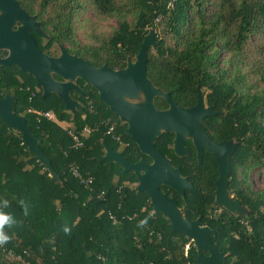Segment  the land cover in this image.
Returning <instances> with one entry per match:
<instances>
[{
	"label": "trees",
	"instance_id": "16d2710c",
	"mask_svg": "<svg viewBox=\"0 0 264 264\" xmlns=\"http://www.w3.org/2000/svg\"><path fill=\"white\" fill-rule=\"evenodd\" d=\"M17 1L37 16L53 42L67 45L71 54L95 67L124 66L154 29L157 45L148 50V78L180 105L193 103L197 88L208 90L210 103L226 107L239 141L230 158L229 191L248 216L224 210L220 219H208L206 213L200 217L192 194L185 217L200 218L215 231L211 241L225 264H264V190H254L250 183L252 171L264 169V0H87L98 18L118 19L111 36L93 33L90 45L75 38L76 17L84 11L81 0ZM157 22L171 46L156 33ZM223 53L229 56V71L217 68ZM5 54L0 50V57ZM248 76L256 82L248 84ZM36 87L16 67H0V98L14 97L13 111L43 136L40 148L60 180L50 176L20 134L0 119V201H10L6 211L17 221L5 229L13 238L0 247V264H18L8 256L28 264H196L193 243L153 211L147 194L136 190L134 176L122 174L116 164L95 160L103 155L102 142L114 151L119 145L106 135L103 121L115 124L123 142L130 141L126 126L98 100L96 91L87 86L84 96H73L81 109L71 113L56 96L43 99ZM29 110L52 112L58 122L72 124V130L94 131L75 149L67 130ZM73 168L84 180L92 179L88 187L73 175ZM213 180L206 184L210 198L205 208L214 198ZM20 201L29 208L27 216ZM65 226L70 233L63 231Z\"/></svg>",
	"mask_w": 264,
	"mask_h": 264
},
{
	"label": "water",
	"instance_id": "95a60500",
	"mask_svg": "<svg viewBox=\"0 0 264 264\" xmlns=\"http://www.w3.org/2000/svg\"><path fill=\"white\" fill-rule=\"evenodd\" d=\"M31 32L45 36L36 16L24 10L17 0H0V50L7 52L6 56L0 57V67L14 66L20 72L31 76L36 86L41 88L43 99L54 94L63 103L64 110L71 113L81 109L70 95V92L82 93L76 80L79 79L94 88L99 101L126 124L125 133L143 154L152 158L153 162L147 164L140 160L136 164H131L105 142H102L104 155L96 157L95 160L116 164L123 170V174L133 172L138 179L136 190L147 194L153 211L169 220L173 232L185 236L193 243L196 264H225L224 255L211 241L215 231L208 226H201L198 220L189 221L184 218L176 201L160 191V186H166L185 199V189L193 190V186L187 178L181 176L179 169L174 168L155 148L157 138L163 133H174L176 154L179 156L186 154L183 146L184 137L192 136L196 145L202 139L207 140L200 129V122L203 116L212 114V109H203L200 89L197 104L193 108H179L171 100L170 94L155 87L148 78L146 70L148 50L155 49L157 45L154 29L150 28L144 36L135 60L128 59L127 67L119 71H113L107 65L97 68L83 58L68 55L63 47L60 57H49L38 49ZM52 73L58 74L62 81H55ZM155 97L165 98L170 108L166 111L158 110L154 105ZM14 101L15 98L9 95L0 98L1 121L13 132L20 134L27 149L49 171L50 176L59 181L50 160L40 148L43 136L33 133L26 119L13 111ZM207 146L219 164L212 206L222 208L235 217H247L248 209L233 199L228 190V155L234 152L236 145L229 143L227 153L222 152L221 147L224 148V144L207 142ZM197 149L200 155L201 150L198 146Z\"/></svg>",
	"mask_w": 264,
	"mask_h": 264
},
{
	"label": "flooded vegetation",
	"instance_id": "af4514ba",
	"mask_svg": "<svg viewBox=\"0 0 264 264\" xmlns=\"http://www.w3.org/2000/svg\"><path fill=\"white\" fill-rule=\"evenodd\" d=\"M36 18H37V16H36ZM37 21L41 24V27H42V30H43L45 36L38 35L35 32H31V33L35 39V42H36L38 49L42 53L46 54L49 57L58 58L62 54L61 47H63L66 50L68 55H73L70 52V47H68L67 45L53 42L51 37L48 35V33L45 32L42 22L38 19H37ZM136 53H135V55H136ZM6 55H7V52L4 56H6ZM135 55L133 57L127 56L124 66L111 67L107 63H104L103 65H107L108 68H110L113 71L123 70L128 65V59L130 61L135 60ZM4 56H2V57H4ZM103 65H101L100 67H97V68H101ZM52 78L57 82L62 81V78L58 74H55V73H52ZM76 84L82 90V93L80 94L77 92H70V95L72 96L73 99L75 96H84L85 93L83 90L88 89L87 86H89V85H86L83 81H81L79 79L76 80ZM89 87H91V86H89ZM155 87H157V86H155ZM157 88H159V87H157ZM37 89H38V92L42 93L41 88L36 87V90ZM159 89H161V88H159ZM198 89L199 88H197V95H196V98L193 101V103H189V102L185 103L187 105H184V104L180 105L178 103V101H176L171 96V94L169 92H166L164 90L163 91L170 94L171 100L179 108L190 109V108H193L197 104L198 92H199ZM200 90L202 93L203 109H208V108L212 109V114L209 116H203L201 118V122H200V129H201L202 133L207 137V140L202 139V140L198 141V144L196 145L194 143V139L192 136L184 137L183 146H184L185 150L187 151V153L182 155V156H179L178 154H176V152L174 150V140L176 138L174 133H163L161 136H159L157 138V140L154 144L155 148L159 152H161L171 162L172 166L174 168L179 169L181 176L184 178H187L188 182L193 186V190L185 189V191H184L185 199L179 193H177L175 190L168 188L166 186H160V191L162 193L167 194L169 197L173 198L176 201L177 207L181 211L184 218H186L185 213H184L185 206L188 204L187 196L192 197V194H196V200L198 202L196 213H199L200 217H201L202 213H206V214H208V219H212V218L220 219L224 216V213H223L224 209L214 208L212 206L214 198H213V201L211 203V206L209 208H205V206L207 205V201L210 198V188L206 184L208 183L209 180L214 178L212 184H213V188H214L213 189V195L215 197V194H214L215 193V185H214V183L216 182V180L219 176V164L216 160V157L208 149L207 142L212 143V144H218V145L224 144L225 145L224 148L221 147V149H222L223 153H227L228 144L233 143L236 145V148L234 150V152H235L237 147L239 146V141H237L236 138L234 137V131H235L234 126H235V124H233L228 119L226 107L220 106L216 103H213V104L210 103L209 91L206 89H200ZM96 93H97V91H96ZM52 95H54V94H50L49 96H52ZM54 96H56V95H54ZM97 97H98V93H97ZM98 100H99V98H98ZM154 105L160 111H166L170 108L169 102L165 98H160V97L154 98ZM121 123H122V125L124 124L126 126L125 123H123V122H121ZM126 128H127V126L125 127V129ZM125 129H124V132H125ZM197 146L201 150L200 155L198 153ZM117 148L118 149L115 152L120 153L121 156L127 162H129L131 164H136L140 160H144L147 164H152V162H153L152 158L149 155L143 154L140 151L139 147L135 144V142L131 138H130L129 142L124 141V145L119 144ZM234 152H232L228 155V157H229V183H230V165H231L230 158L234 154ZM123 153H125V155ZM103 155H104V151H103ZM256 169L257 168H255L252 171V173ZM130 173L134 176L136 183H138V179L133 174V172L129 171V172L125 173L124 175L130 174ZM252 173H251V175H252ZM122 174H123V170H122ZM228 190H229V185H228ZM229 194L233 198V195L230 193V191H229ZM199 201H200V204H199ZM182 202H184V204H182ZM201 208H204L203 212L201 211ZM192 213L194 214L193 211H192ZM187 220H189V221L198 220L200 222L201 226H207L205 224V221H203V223H201L200 218L187 219Z\"/></svg>",
	"mask_w": 264,
	"mask_h": 264
},
{
	"label": "rangeland",
	"instance_id": "374dc122",
	"mask_svg": "<svg viewBox=\"0 0 264 264\" xmlns=\"http://www.w3.org/2000/svg\"><path fill=\"white\" fill-rule=\"evenodd\" d=\"M83 5H84V11H81V13L78 14L76 17V22H75V28H76V34L75 38L76 41L79 44H93L92 41V35L93 33H96L97 35H103L105 37L111 36V34L117 30L118 28V19L115 17L102 20L98 18L93 10V7L90 5V3L87 0H81ZM128 23L131 26L132 25V17L128 19ZM156 33L158 34L159 38H165V44L167 46L172 45V40L170 39L169 36L164 35L163 33V28L161 26V23L157 22L156 25ZM228 55L226 54H221L217 58V68L218 69H223L224 71H229L230 67H228ZM247 69L243 70V73H247ZM228 76V74L226 75ZM256 79L248 76L247 78V83H255ZM259 87H262L261 84H259ZM262 89V88H261ZM38 93V89L35 90ZM250 91V90H248ZM249 93H252L251 91ZM52 113V112H51ZM55 123H57L62 129L64 130H69L73 129V126H71L66 123V122H58L54 116ZM250 183L252 184V187L254 190H264V169L262 168H257L251 175V181ZM188 246H186L187 250ZM8 259L10 261H17V259H14L12 257L8 256ZM18 264H28L26 261H19Z\"/></svg>",
	"mask_w": 264,
	"mask_h": 264
},
{
	"label": "built area",
	"instance_id": "2783aa9c",
	"mask_svg": "<svg viewBox=\"0 0 264 264\" xmlns=\"http://www.w3.org/2000/svg\"><path fill=\"white\" fill-rule=\"evenodd\" d=\"M30 112L35 113L38 116L44 117L48 120L53 121L54 120V114L51 112H41V111H34V110H29ZM103 126L106 128V135L111 136L112 139L117 143V144H122L124 145V142L121 140L119 135L115 134V124L114 123H109L108 121H103L101 123ZM94 129H91L89 127H84L82 130H68V134L71 137L72 140V148H80L83 146L84 141L90 137V135L93 133ZM73 175L80 180L81 184H84L86 187H88L89 184H91L92 179L89 180H84L82 176L80 175L79 171L77 168L72 169ZM188 246V245H187ZM188 249V248H187ZM18 261H22L19 257H15Z\"/></svg>",
	"mask_w": 264,
	"mask_h": 264
},
{
	"label": "clouds",
	"instance_id": "9594fccd",
	"mask_svg": "<svg viewBox=\"0 0 264 264\" xmlns=\"http://www.w3.org/2000/svg\"><path fill=\"white\" fill-rule=\"evenodd\" d=\"M20 206L23 210L25 216L29 214V208L25 204L24 201H20ZM10 208V201L4 199L0 201V247L4 246L5 244L9 243L12 240V236H10L5 229L11 228L17 224V221L12 214V212L6 211V209ZM147 223V220L141 221V225ZM63 231L67 234L71 232V229L67 226L64 227Z\"/></svg>",
	"mask_w": 264,
	"mask_h": 264
}]
</instances>
